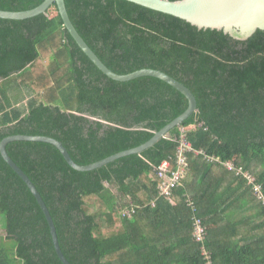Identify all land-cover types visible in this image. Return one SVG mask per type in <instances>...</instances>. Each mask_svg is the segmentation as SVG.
<instances>
[{"label":"trees","instance_id":"trees-1","mask_svg":"<svg viewBox=\"0 0 264 264\" xmlns=\"http://www.w3.org/2000/svg\"><path fill=\"white\" fill-rule=\"evenodd\" d=\"M44 2L0 0V10H32ZM65 5L77 32L112 71L160 70L197 100V111L169 136L91 172L73 169L51 144L7 145L9 157L45 200L66 258L72 264H208L193 238L189 197L208 228L212 264H264V234L252 239L255 245L245 238L243 247L239 241L218 247L209 219L215 212L206 200L208 175L218 169L223 177L231 175L236 191L259 205L264 218L247 181L206 158L232 160L264 187V31L239 41L126 0ZM187 104L154 77L112 81L71 38L56 5L28 20L0 19V142L13 135L53 137L86 165L144 144ZM191 125L186 137L205 153H187L188 173L172 203L157 200L156 169L175 157V137ZM195 180L199 191L190 189ZM128 196L141 206L132 218L119 211ZM153 199L154 208L147 205ZM1 216L0 264H63L37 198L0 156Z\"/></svg>","mask_w":264,"mask_h":264},{"label":"water","instance_id":"water-1","mask_svg":"<svg viewBox=\"0 0 264 264\" xmlns=\"http://www.w3.org/2000/svg\"><path fill=\"white\" fill-rule=\"evenodd\" d=\"M148 9L174 16L183 20L199 30H217L239 41H246L257 31H264V0H126ZM56 5L57 12L62 20L64 28L70 34L71 38L78 44L87 57L106 74L112 81L130 82L139 77H154L167 85L172 86L176 91L187 99L186 109L172 121H170L161 130L144 144L130 148L110 156L102 158L90 164H80L71 156L69 150L63 142L49 136L33 135H13L5 137L0 142V156L9 167L15 172L21 180L29 186L39 205L41 206L50 226L53 243L58 257L63 264H72L64 255L61 248L57 228L52 214L38 191L37 186L30 176L26 175L18 165L9 157L6 147L11 142H42L56 146L63 154L71 167L79 172H91L104 167V165L131 154H142L145 150L154 146L161 139L169 136V132L179 126L191 114L197 111V100L195 95L186 87L173 80L170 75L154 69H142L131 74H120L108 68L98 55L87 44L84 38L75 29L66 9L65 0H45L37 8L26 11H3L0 10V19L23 21L42 14H48V11Z\"/></svg>","mask_w":264,"mask_h":264},{"label":"crops","instance_id":"crops-1","mask_svg":"<svg viewBox=\"0 0 264 264\" xmlns=\"http://www.w3.org/2000/svg\"><path fill=\"white\" fill-rule=\"evenodd\" d=\"M188 128L193 129L195 127L189 126ZM220 163L223 164L222 162ZM222 177L219 170L216 169L212 170L207 178L209 191L206 200L210 206L209 208L214 210L213 213L215 212L212 216H209V219H213L212 228L215 231L214 240L218 244V247H220L219 242H226L232 245L238 241L240 242V247H243L245 246V242L243 241L245 238L248 239L249 244L255 245L254 242L257 240V237L264 234V229H262L261 226L264 222V218L263 215L260 214V207L256 203L247 202V199H245L246 195L243 191H236L238 186L237 184H235V186L233 185L234 181L230 178L231 175H226L221 179ZM231 186H234L233 191L229 192ZM195 187H197V191H199L200 180H198V182L196 180L191 181L190 189L193 190ZM235 198L238 200L231 203V200ZM122 201L123 206L119 210L120 214L121 210L126 207L129 202L136 204L129 196ZM149 204L150 203L147 205ZM253 238H255V240H252Z\"/></svg>","mask_w":264,"mask_h":264},{"label":"built area","instance_id":"built-area-1","mask_svg":"<svg viewBox=\"0 0 264 264\" xmlns=\"http://www.w3.org/2000/svg\"><path fill=\"white\" fill-rule=\"evenodd\" d=\"M194 126L195 125H191ZM188 127H181L179 129V134L175 137V140L179 143L176 148V155L174 158H166L159 167L156 169V179H157V189H158V199H165L172 203L171 197L173 192L180 188L183 184V180L186 178L188 173L189 162L187 159V153L193 152L195 154L205 153L202 150H196L193 148L191 142L186 137V131ZM206 158L209 161L222 162L224 167L229 172H233L237 177H240L247 181L254 191L256 198L264 206V187L258 182L257 177L250 172L244 171L241 167H238L232 160L222 161L218 157L208 156ZM172 162H174V168L172 167ZM186 205L191 210L192 216V228H193V238L201 246V255L204 256L208 264L212 262L211 252L206 248L205 242L208 236V228L197 216L196 208L189 197L186 198ZM154 200L150 203L151 207L156 206V201ZM141 206L129 202V204L121 210V215L124 218H132L137 210Z\"/></svg>","mask_w":264,"mask_h":264},{"label":"rangeland","instance_id":"rangeland-1","mask_svg":"<svg viewBox=\"0 0 264 264\" xmlns=\"http://www.w3.org/2000/svg\"><path fill=\"white\" fill-rule=\"evenodd\" d=\"M45 64H49V61H46V63ZM22 92V91H21ZM14 93H16L15 91L14 92H9L8 93V95H9V97L10 96H12V95H14ZM22 93H25V92H22ZM25 103V102H24ZM20 105V104H19ZM22 107V106H21ZM122 203H123V201H122ZM1 219H0V221H1V223H3V217L1 216L0 217ZM4 234V230L2 229V227H1V225H0V235H3Z\"/></svg>","mask_w":264,"mask_h":264}]
</instances>
